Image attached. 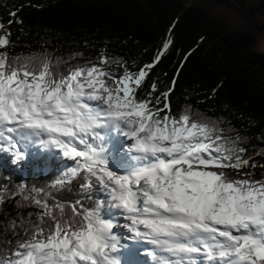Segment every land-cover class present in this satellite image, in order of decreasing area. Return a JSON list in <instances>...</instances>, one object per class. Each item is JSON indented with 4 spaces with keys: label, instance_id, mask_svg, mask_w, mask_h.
<instances>
[{
    "label": "snow or ice",
    "instance_id": "1",
    "mask_svg": "<svg viewBox=\"0 0 264 264\" xmlns=\"http://www.w3.org/2000/svg\"><path fill=\"white\" fill-rule=\"evenodd\" d=\"M10 37L0 23V153L15 163L39 145L72 164L51 191L0 181V205L39 209L0 229L19 237L0 241V264H130L125 241L151 245L152 264H264V178L241 171L257 167L244 138L191 105L175 113V80L137 94L171 40L134 72L103 53L74 65L47 50L10 55ZM114 133L130 143L117 148ZM74 182L71 200L55 198Z\"/></svg>",
    "mask_w": 264,
    "mask_h": 264
},
{
    "label": "trees",
    "instance_id": "2",
    "mask_svg": "<svg viewBox=\"0 0 264 264\" xmlns=\"http://www.w3.org/2000/svg\"><path fill=\"white\" fill-rule=\"evenodd\" d=\"M214 2L235 9L251 22V28H230L202 3L186 0H0V23L10 29L13 42L4 50L10 55L47 50L68 60V65L99 63L103 53L121 59L135 72L151 64L171 40L137 94L144 96L153 82L158 94L173 88L175 80L172 110L179 114L191 105L212 119L230 121L244 138L245 156L257 164L241 171L252 172L259 180L264 178V167L259 166L264 165V52L258 48L264 39V0ZM13 12L15 18L10 15ZM14 19L23 23L9 25ZM70 56L74 58L69 60ZM104 67L117 74L123 71L121 64ZM53 163L46 169L32 160L24 168L10 159L0 161V181L10 190L25 184L51 191L61 176V169L53 168ZM70 187L72 191L65 188L53 195L57 200H71L78 184ZM16 200L7 199L0 205V229L13 219H27L29 213L39 211L34 205L17 206ZM18 238L11 231L0 234V241Z\"/></svg>",
    "mask_w": 264,
    "mask_h": 264
},
{
    "label": "rangeland",
    "instance_id": "3",
    "mask_svg": "<svg viewBox=\"0 0 264 264\" xmlns=\"http://www.w3.org/2000/svg\"><path fill=\"white\" fill-rule=\"evenodd\" d=\"M187 3L190 2H198V3H202L205 7H207L211 13L214 16L217 17H222L226 20L227 25L230 28H243V29H250L251 28V22L249 20H247L246 18H242L238 12L235 9L232 8H228L222 5H219L214 2V0H186ZM236 1V0H233ZM246 3L251 2L252 0H242ZM258 48L259 50L264 52V39H260V41L258 42ZM122 73V72H121ZM120 74V73H118ZM114 135L116 137H120L123 138L122 136H120L118 133H114ZM124 139V138H123ZM127 143H130V141H127L126 139L123 141L122 143V148L126 147ZM30 154L26 155L25 158L23 160H20L18 162H15L18 164L19 167H26V163L29 160H32V162H35L36 165L45 167L46 169H48L50 167V164L52 162L51 159H55L54 163H53V168H60L61 170V175L63 173V171L65 170V168H67L68 166H70L72 164V161L63 158L60 155L56 154V150H51L48 151L46 149H43L41 147L39 148H34L32 147L30 150ZM32 152V154H31ZM47 157V163H44V159ZM8 159L13 160V157L10 154L7 153H0V161H8ZM113 167L116 166L117 164V160L114 158L113 159ZM230 172H232V169H229ZM124 221L121 220V223H123Z\"/></svg>",
    "mask_w": 264,
    "mask_h": 264
},
{
    "label": "bare ground",
    "instance_id": "4",
    "mask_svg": "<svg viewBox=\"0 0 264 264\" xmlns=\"http://www.w3.org/2000/svg\"><path fill=\"white\" fill-rule=\"evenodd\" d=\"M125 140V138L123 139V138H120V137H117V140L114 142L115 143V146L117 147V148H122V143H123V141ZM34 148H39L40 146L39 145H36V146H33ZM126 243H127V241H126ZM143 243V242H142ZM142 243H139V244H142ZM130 246L132 247V245L130 244ZM129 255H130V252H129V250L128 251H126V253H125V259L127 258V257H129ZM131 263L130 264H134V261L133 260H131L130 261ZM140 264H144V263H140Z\"/></svg>",
    "mask_w": 264,
    "mask_h": 264
}]
</instances>
